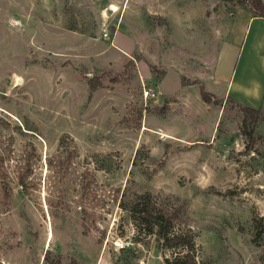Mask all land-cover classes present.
Masks as SVG:
<instances>
[{"label": "rangeland", "instance_id": "1", "mask_svg": "<svg viewBox=\"0 0 264 264\" xmlns=\"http://www.w3.org/2000/svg\"><path fill=\"white\" fill-rule=\"evenodd\" d=\"M247 7L0 0V264H167L145 193L198 264H264V104L223 83Z\"/></svg>", "mask_w": 264, "mask_h": 264}, {"label": "crops", "instance_id": "2", "mask_svg": "<svg viewBox=\"0 0 264 264\" xmlns=\"http://www.w3.org/2000/svg\"><path fill=\"white\" fill-rule=\"evenodd\" d=\"M239 21L245 25V28L239 25L243 40L237 46L231 73L223 81L225 94L259 109L264 104V17L243 10L236 23Z\"/></svg>", "mask_w": 264, "mask_h": 264}, {"label": "trees", "instance_id": "3", "mask_svg": "<svg viewBox=\"0 0 264 264\" xmlns=\"http://www.w3.org/2000/svg\"><path fill=\"white\" fill-rule=\"evenodd\" d=\"M247 9L253 16L264 17V0H247ZM243 111L246 113L260 112L261 108L255 109L246 105H240ZM248 117V115H245ZM151 194L145 193L139 197V200L131 208L132 212L139 215L142 224L148 229L158 235L160 239H163V245L170 249L180 248L179 252H176L172 258H166L167 264H198L197 248L195 242V234L192 231H179L172 232L174 223L177 219L178 211L175 210L170 213L163 211H156L150 204ZM71 264V263H70Z\"/></svg>", "mask_w": 264, "mask_h": 264}, {"label": "built area", "instance_id": "4", "mask_svg": "<svg viewBox=\"0 0 264 264\" xmlns=\"http://www.w3.org/2000/svg\"><path fill=\"white\" fill-rule=\"evenodd\" d=\"M145 95H146V96H148V95H154V93H151L150 91H147V92L145 93Z\"/></svg>", "mask_w": 264, "mask_h": 264}]
</instances>
